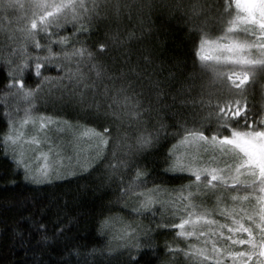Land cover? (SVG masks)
Masks as SVG:
<instances>
[{"label":"trees","instance_id":"obj_1","mask_svg":"<svg viewBox=\"0 0 264 264\" xmlns=\"http://www.w3.org/2000/svg\"><path fill=\"white\" fill-rule=\"evenodd\" d=\"M47 2L51 0H0V264H128L131 259L135 264H166L176 256L166 245L184 251L180 246L187 239L177 236L178 228H157L161 211L156 206L155 216L135 215L131 210L139 207L141 194L158 188L174 193L176 199L174 213H165L164 219L178 224L181 216L188 219L192 213L187 211L184 194L178 193L194 179L190 182L187 173L161 175L160 158L183 139L185 127L208 125L209 94L218 87L196 53L202 36L217 39L228 27L232 17H225L223 23L220 19L225 0H71L85 5L80 22L69 15L67 23L61 20L59 26L41 32L32 28L34 20L42 23L35 5ZM93 4L96 9L89 14ZM236 10L233 4L232 15ZM81 23L91 24L79 38L83 46L95 53L97 43L103 41L104 56L89 59L85 54L63 61L71 69L69 76L45 81L39 90L36 86L42 78L24 72L25 90L31 88L32 97L17 89L7 91L12 71L48 54L46 47L36 49L37 42L43 46L51 36L53 46L62 48L55 44L53 31L71 35ZM25 30L35 33L34 39H28ZM94 63L104 67L103 76H96ZM48 74L58 75L55 68ZM113 77L116 88L121 81L134 87L139 126L122 99L117 103L111 93L107 99L102 95L105 85L112 87ZM101 101L100 115L105 119L83 117L89 105L95 111ZM247 102L264 114V79L249 88ZM49 117L62 136L85 138V148L97 147L95 133H103L105 127L111 129L110 143L99 154L92 150L80 162L51 172L50 180L37 184L31 178L35 174L22 164L17 166L4 135L13 121L46 123ZM161 125L168 134L165 139L141 152L130 147L142 133ZM79 143L82 146L80 139ZM122 160H128L131 169L117 167ZM134 161L149 172L148 178H155L154 183L135 186L145 177L137 176ZM120 187L134 190L122 197Z\"/></svg>","mask_w":264,"mask_h":264},{"label":"snow or ice","instance_id":"obj_2","mask_svg":"<svg viewBox=\"0 0 264 264\" xmlns=\"http://www.w3.org/2000/svg\"><path fill=\"white\" fill-rule=\"evenodd\" d=\"M233 4L242 14L237 13L232 19L228 20V27L224 30L223 35L216 40H208L205 39V36H202L200 40L201 46L208 45L209 49L215 53L214 56L205 54L201 58L203 60L212 59L217 62L216 64L204 66V70L212 73V80L218 85V88L209 94L208 125L207 127L203 124L194 128L185 127L183 129L184 137L179 142L180 144L199 145L205 150L208 146H211L213 156L210 159L217 161V167H201L195 155L190 160L177 156L174 151L176 149L175 145L169 149L168 155L160 158L163 165L161 175L187 173L190 174V182L194 179L196 182L208 185L220 180L231 200L242 202L239 209L233 207L228 213L221 210V215H229L232 219V223L227 225L228 235L225 237L222 230L219 232L221 239L212 243V252L201 260V264H204V259H215L217 264H220L225 255L227 259H223V264H229V259L232 260V264H237V259L233 258H238L239 264H264V114L256 111L247 102L248 90L257 82V75L264 79V0H251L250 3H242L241 0H225L223 11L220 13L222 23L225 17H232ZM35 8L42 23H37L34 20L32 28L43 32L53 25L59 26L61 20L67 23L69 15L73 20L80 22V17L84 15L81 9H84L85 5L79 2L73 3L71 0L69 2L51 0V2L43 4L37 3ZM95 9L96 5L93 4L87 11L90 14ZM90 27V23H81L74 34L67 36L58 35L53 31L52 36L56 37L55 44L62 45V48L53 46L51 36L47 37L48 43L43 46L37 42L35 44L36 49L43 51L46 47L48 48V54L43 57L37 55L35 60L27 61L12 71L6 85L7 91L11 92L13 89H17L25 97H32L33 90L31 88L25 90L24 72H30L37 79L42 78L41 84L36 86L39 90L45 81H59L65 76H69L71 69H68L63 61L75 60L77 57L82 58L85 54L89 59L93 55L104 56L107 52L105 42H98L96 45L97 51L93 53L85 48L79 39L84 36ZM240 32L244 33L242 38ZM25 35L28 39H34L35 37V33L27 30H25ZM77 43H81V46L76 47ZM252 49L256 50V54H253ZM196 54L201 55L199 48ZM58 57H62V59H58ZM77 63H79V60H77ZM53 68L56 69L58 75H46V73H51ZM92 68L97 77H101L105 73L104 67L99 63H94ZM76 74L80 76V80H83V75L79 73L78 69ZM112 79L114 81L112 87L109 88L105 85L102 95L107 99L109 93H111L112 100L117 103L122 99L125 105L129 107L131 115L137 118L136 123L139 126L141 113L139 101L134 99L137 95L134 87L131 83L125 87L124 82L121 81V87L116 88L115 77ZM85 87H94V85L86 84ZM130 91L132 95L128 94ZM97 92H99L98 88L94 91V96ZM102 107L103 101L97 103L95 111L89 105L88 110L83 113V117H90L95 120L105 119L100 115ZM41 119L44 118L41 117ZM47 120L48 123H52L50 117ZM40 128H44L43 123L40 124ZM14 130H16L15 121L12 122L9 130L4 135L6 147L10 140L14 143L17 140V137L13 134ZM89 131L91 132V130ZM162 131L165 133L164 135L161 134ZM110 132L111 129L105 127L103 133H95L98 139V154L104 151L103 145L110 143L107 140ZM167 135L164 125H161L159 129L149 131L146 135L142 133L136 138V144L130 147L136 152H141L143 149L152 147L160 140L165 139ZM54 140L55 138L45 135L42 140H34L33 143H39L43 147L46 144L54 143ZM62 147L60 144L55 145L57 151ZM39 150L37 149V151ZM52 151L53 148L49 147L48 152L51 153ZM42 155L45 159L48 158L47 154L42 153ZM21 162L17 160V166ZM134 163L138 170L137 176L143 175L145 177L142 181L136 183L137 188H145L147 183L155 182L154 177L148 178L149 172L144 171V166L137 161H134ZM121 164L129 169L132 167L128 160L120 161L117 167ZM29 174V172H26V175ZM56 175L58 178L60 173L57 172ZM31 178L37 184H40L45 180H50L52 174L47 166H43L38 168L36 174L32 175ZM133 190L131 187H120L121 196H126ZM155 190L158 191L159 189ZM152 191L148 190L144 193L145 198L142 200L137 197L139 207H133L132 214L145 215L152 213L155 216L157 212L155 205L160 204L163 207V203L159 198L153 199L150 194ZM240 192H243L244 195H239ZM257 208L259 209L258 212ZM192 215L196 214L190 213V217ZM203 217L207 219L208 223H219L211 220L208 212H204ZM200 218L197 217V219ZM245 219L248 221L247 223H244ZM185 225L195 229L192 219H185L183 216L180 217V222L176 224L173 220L164 219V214L161 213V219L157 222V228L159 229L184 228ZM224 227L225 225H220V229ZM194 234L193 230L185 228L184 231L177 233V236L183 237L186 235L190 237ZM199 235L203 236L205 234L200 232ZM213 235H215V231ZM237 245L241 247L237 248ZM166 247L173 254L183 250L172 249L171 245H166ZM135 262V259H131L128 264H135Z\"/></svg>","mask_w":264,"mask_h":264},{"label":"rangeland","instance_id":"obj_3","mask_svg":"<svg viewBox=\"0 0 264 264\" xmlns=\"http://www.w3.org/2000/svg\"><path fill=\"white\" fill-rule=\"evenodd\" d=\"M242 3H250L251 0H241ZM237 9V8H236ZM240 13V10L237 9L236 13L232 15V18ZM242 14V13H240ZM224 33V32H223ZM221 34V36L223 35ZM220 36V37H221ZM244 34H240V37H243ZM218 38V37H217ZM216 40V39H208ZM199 56L202 63L207 65L216 64L215 60H203L201 57L205 54L209 56H214L208 45H200ZM253 54H256V50H251ZM212 75V73H211ZM259 75L256 77V81L261 80ZM218 87V85H217ZM43 123V122H42ZM41 122L39 121H19L15 124V129L13 134L17 137L16 142H8V151L13 155L17 160L22 161L20 164L26 166L28 171L32 174H36V170L43 166H47L51 172H56L69 164L77 163L79 160L84 158L89 152L97 151V147L94 148H85L83 143H85V138L78 135H70L69 137L62 136V132H59L56 128V124L52 123H43L44 128H40ZM55 126V128H52ZM18 130V131H17ZM57 132L62 136H58ZM45 135L55 138L54 143L46 144L43 147L39 143H33L34 140H42ZM79 139L82 142L80 146ZM181 140L176 144L175 154L177 156L183 157L185 160H190L193 155L197 157V162L201 167L214 168L217 167V161L210 159L213 156V150L211 146L205 148L199 147V145H194L190 143L180 144ZM56 144H60L63 147L58 151L55 148ZM52 147L53 151L48 152V148ZM37 149H40L37 151ZM42 153L47 154L48 158L45 159ZM80 162V161H79ZM217 185H219L217 187ZM214 193V194H213ZM153 199L159 198L163 203V207L160 204L155 205L160 209L161 213H174L176 209V199L171 192H166L164 190L157 191L153 190L150 193ZM178 194H184L185 205L188 212L195 213L191 218L195 224V229L190 228L189 225H185L184 228H178L179 232L184 231L185 228L193 230L195 234L193 236H183L186 241L182 240L181 246L184 248V251H180L173 256V258L167 261L166 264H201V260L208 254L212 252V243L214 241H219L221 239L219 232L222 230L225 234V237L228 235L227 225L232 223V219L229 215H221V210L228 213L233 207L239 209L241 206V201H232L230 195L227 193L223 183L220 180L215 181L213 184H201L195 180L184 187V190L180 191ZM239 195H244L243 192L238 193ZM144 194L140 195V200L144 199ZM245 206L246 205V202ZM199 206V207H198ZM259 209L257 208V212ZM208 212L209 218L211 220L218 221V224H211L207 222V219L203 217V213ZM190 216V215H189ZM201 217L197 219V217ZM188 218V219H189ZM258 219V217H257ZM248 221L245 219L244 223ZM223 224L225 227L220 229V225ZM215 231V235L213 232ZM200 232H203L205 235H199ZM131 235L134 233L131 231ZM188 241V242H187ZM237 248L241 247L239 245ZM187 253V254H186ZM223 259H227L225 255L221 259L220 264H223ZM237 259L238 258H233ZM204 264H217L215 259H204ZM229 264H232V260L229 259Z\"/></svg>","mask_w":264,"mask_h":264}]
</instances>
